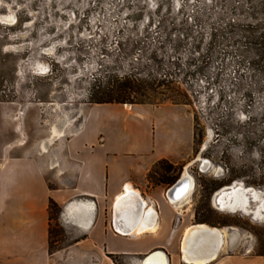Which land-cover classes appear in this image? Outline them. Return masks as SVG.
Returning a JSON list of instances; mask_svg holds the SVG:
<instances>
[{"label":"rangeland","instance_id":"rangeland-1","mask_svg":"<svg viewBox=\"0 0 264 264\" xmlns=\"http://www.w3.org/2000/svg\"><path fill=\"white\" fill-rule=\"evenodd\" d=\"M129 73L171 74L194 122L189 156L156 162L146 186L169 188L187 173L193 221L225 229L228 251L239 232L240 251L264 254V0H0V101L40 102V131L68 137L91 95ZM234 182L255 191L246 201L237 189L218 208L214 193ZM59 214L51 252L75 235Z\"/></svg>","mask_w":264,"mask_h":264},{"label":"crops","instance_id":"crops-1","mask_svg":"<svg viewBox=\"0 0 264 264\" xmlns=\"http://www.w3.org/2000/svg\"><path fill=\"white\" fill-rule=\"evenodd\" d=\"M39 105L0 101V264H144L156 252L155 264H264L239 232L228 251L225 229L198 227L188 196L169 200L168 188L145 184L156 162L191 153L187 104L88 103L68 137L39 130ZM50 198L75 234L52 252Z\"/></svg>","mask_w":264,"mask_h":264},{"label":"trees","instance_id":"trees-1","mask_svg":"<svg viewBox=\"0 0 264 264\" xmlns=\"http://www.w3.org/2000/svg\"><path fill=\"white\" fill-rule=\"evenodd\" d=\"M148 79L138 78L134 74L131 73L122 75L118 79L114 85L107 86L104 89L96 91L93 95H91V100L89 103H151L158 104L165 102L164 98H167L170 102L173 103H184L189 104L187 99V94L183 91L180 86L176 84L174 80L171 79V74H163V78H157L152 74H147ZM163 87V88H162ZM155 93L156 95H161L165 97H161V101L157 103H152L147 100H142V98H147L146 92ZM182 96L184 99L175 100V96ZM165 160V159H162ZM160 161V160H159ZM171 167V166H170ZM149 173V172H148ZM161 183L170 184L173 182V178L169 176L163 177V179L159 180ZM61 212V207L53 200L49 199L48 201V215L49 219L53 217V215ZM195 222H202L197 220L196 213L194 215ZM264 255V254H261Z\"/></svg>","mask_w":264,"mask_h":264},{"label":"bare ground","instance_id":"bare-ground-1","mask_svg":"<svg viewBox=\"0 0 264 264\" xmlns=\"http://www.w3.org/2000/svg\"><path fill=\"white\" fill-rule=\"evenodd\" d=\"M58 131L61 133V131L58 130L56 127H52L53 133H57ZM198 159H200V158H198ZM203 161H205V160L203 159ZM203 165H205L204 162H203ZM192 186H193L192 177L190 175H188L187 173H183L181 175V177L167 189L171 195L170 199L177 200V201L183 200L184 198H186L187 194L192 189ZM242 188H245L247 191H249L251 193H253L255 191V189L252 187H244L241 182H234V183H232V185H229V186L225 185V186L221 187L218 191H216L213 195V201L218 206V208H222L227 203L230 202V199L232 198V195L235 193V190L242 189ZM198 227L205 228L208 226H206L204 224H200ZM162 257L163 256L159 252L152 253L144 261V264H155L157 261L161 260Z\"/></svg>","mask_w":264,"mask_h":264},{"label":"water","instance_id":"water-1","mask_svg":"<svg viewBox=\"0 0 264 264\" xmlns=\"http://www.w3.org/2000/svg\"><path fill=\"white\" fill-rule=\"evenodd\" d=\"M167 196H169V197H171V195H170V192L167 190ZM147 256H145L144 258H143V260L146 258Z\"/></svg>","mask_w":264,"mask_h":264},{"label":"built area","instance_id":"built-area-1","mask_svg":"<svg viewBox=\"0 0 264 264\" xmlns=\"http://www.w3.org/2000/svg\"><path fill=\"white\" fill-rule=\"evenodd\" d=\"M168 198H170V197L168 196ZM169 200H171V199H169Z\"/></svg>","mask_w":264,"mask_h":264},{"label":"flooded vegetation","instance_id":"flooded-vegetation-1","mask_svg":"<svg viewBox=\"0 0 264 264\" xmlns=\"http://www.w3.org/2000/svg\"><path fill=\"white\" fill-rule=\"evenodd\" d=\"M223 186H225V185H223ZM223 186H222V187H223Z\"/></svg>","mask_w":264,"mask_h":264}]
</instances>
